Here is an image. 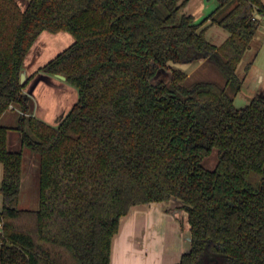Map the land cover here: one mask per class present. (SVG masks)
<instances>
[{"label":"trees","instance_id":"1","mask_svg":"<svg viewBox=\"0 0 264 264\" xmlns=\"http://www.w3.org/2000/svg\"><path fill=\"white\" fill-rule=\"evenodd\" d=\"M27 1L0 0V118L16 110L22 145L39 154V205L18 206L23 154L0 124V264H110L130 208L172 197L190 226L175 264H264V94L233 101L264 0H219L198 22L183 11L189 0ZM211 25L228 32L219 45ZM44 30L74 37L40 67L77 88L58 126L31 114L20 79ZM192 60L220 78L171 66ZM159 68L170 78L151 83Z\"/></svg>","mask_w":264,"mask_h":264},{"label":"rangeland","instance_id":"2","mask_svg":"<svg viewBox=\"0 0 264 264\" xmlns=\"http://www.w3.org/2000/svg\"><path fill=\"white\" fill-rule=\"evenodd\" d=\"M202 0H190L189 6H184L183 11L193 12L197 14L200 10ZM208 3L206 10H212L218 0H204ZM27 0H18L21 8H25ZM210 6V7H209ZM208 8V9H207ZM210 8V9H209ZM208 11V12H209ZM190 12V11H189ZM260 24L256 33V49L257 53L253 59L249 70L243 74V67L250 58L251 50L247 51L237 66V74L243 78L241 89L234 96V105L238 108L245 106L251 98L257 94H264V16L258 15ZM198 20L199 19H196ZM228 32L218 25H211L206 30V37L212 43L219 45L226 37ZM74 41V37L67 31L50 32L44 30L38 36L35 43L31 46L24 60V67L37 68L33 81L28 84L32 95L35 96L34 102L31 100V110L34 107V113L37 117L49 123L52 126H58L61 119L68 112L72 104L78 98L77 88L66 80L57 78L44 70H40L48 60L53 58L57 53L68 47ZM174 68H180L186 71L192 78L195 79H219L220 75L215 67L210 62L205 61H183L171 63ZM170 68H159L157 73L150 78L151 83H157L161 80L170 78ZM18 113L16 110H9L0 118V124L9 126V148H17L22 150V178L20 185L19 204L20 208L36 209L39 205V154L33 152L26 146L17 147L15 141H20V131L17 126ZM217 160L216 150L211 155L202 160V164L207 168H213ZM2 165L0 164V183L2 179ZM1 209V197H0ZM186 213V212H185ZM187 215V213H186ZM187 225L188 221H187ZM189 229V226H188ZM157 231V230H156Z\"/></svg>","mask_w":264,"mask_h":264},{"label":"crops","instance_id":"3","mask_svg":"<svg viewBox=\"0 0 264 264\" xmlns=\"http://www.w3.org/2000/svg\"><path fill=\"white\" fill-rule=\"evenodd\" d=\"M188 3L186 6H189ZM218 3L219 0L216 6ZM206 7L208 3L202 0L197 14L191 12L190 7H188L190 12H186L193 14L200 21L215 8L209 11ZM195 21L198 22V20ZM23 71L28 77L24 93L28 94L34 102L35 96L32 95L28 84L33 81L38 70L34 67L27 70L24 67ZM54 76L57 77V75ZM33 109L31 114L35 115ZM7 144L9 147V133ZM15 145L21 149V139L20 141L17 139ZM180 204L177 198L172 197L168 201L132 206L121 218L119 231L112 239L110 264H175L178 262L181 254L190 249V226L187 225V215L180 208Z\"/></svg>","mask_w":264,"mask_h":264},{"label":"water","instance_id":"4","mask_svg":"<svg viewBox=\"0 0 264 264\" xmlns=\"http://www.w3.org/2000/svg\"><path fill=\"white\" fill-rule=\"evenodd\" d=\"M57 77H59V78H61V79H64V80H65V76H64V75L57 74ZM25 78H26V76H25V72H24V71H22V73H21V77H20L21 81H23ZM213 256H214V254H213Z\"/></svg>","mask_w":264,"mask_h":264}]
</instances>
